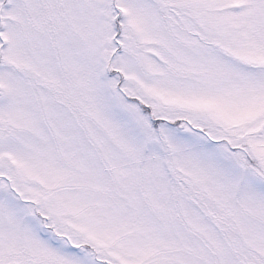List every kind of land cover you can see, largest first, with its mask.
I'll return each instance as SVG.
<instances>
[{"label": "snow or ice", "instance_id": "6c2138e0", "mask_svg": "<svg viewBox=\"0 0 264 264\" xmlns=\"http://www.w3.org/2000/svg\"><path fill=\"white\" fill-rule=\"evenodd\" d=\"M0 264H264V0H0Z\"/></svg>", "mask_w": 264, "mask_h": 264}]
</instances>
